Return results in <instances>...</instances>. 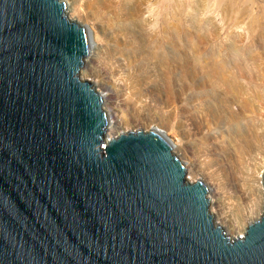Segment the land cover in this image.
Wrapping results in <instances>:
<instances>
[{"label":"water","instance_id":"obj_1","mask_svg":"<svg viewBox=\"0 0 264 264\" xmlns=\"http://www.w3.org/2000/svg\"><path fill=\"white\" fill-rule=\"evenodd\" d=\"M62 0H0V264H264L258 219L230 238L158 131L106 137ZM261 183L264 191V169Z\"/></svg>","mask_w":264,"mask_h":264},{"label":"rangeland","instance_id":"obj_2","mask_svg":"<svg viewBox=\"0 0 264 264\" xmlns=\"http://www.w3.org/2000/svg\"><path fill=\"white\" fill-rule=\"evenodd\" d=\"M78 1L70 0V6ZM177 1L184 26V53L180 71L170 55L167 70L151 68L150 80L144 83L145 75L139 74L137 66L129 68L118 60L121 69L115 70L111 76L116 78L130 73L138 80L142 78L140 83L144 86L136 85L141 92L136 90L127 103V100L124 103L127 87L119 86L116 96H119L118 105L123 104L119 105L121 109L117 107L121 110V123L113 130L109 129L111 132L107 129V132L110 137H115L127 131H161L173 144V152L184 162L186 173L201 167L197 177L189 174L191 178L188 181L201 180L215 188L222 179L221 176L215 178L218 166L223 164L222 169L231 166L226 161L228 157H233L234 161L238 157L243 160L256 185L259 201L253 203L244 199L246 195L240 194L231 174L224 192L217 193L227 205V211L236 217L238 226L233 233L227 229V225L222 226L230 238H235L244 233L248 223L259 218L264 201L261 183L264 169V0ZM177 1L170 0V6ZM84 16L90 17L88 13ZM87 17L80 22L90 25ZM239 54L250 59L240 73L242 76L237 77L238 84H233V89L228 90L214 78L212 72L223 67V64L224 67H231L229 60ZM94 77L82 80L86 79L94 85L100 83V77ZM95 89L98 90L97 85ZM120 96L124 97L123 100ZM226 144L227 151L222 152ZM208 156L210 159H206ZM214 158L218 159L219 164L208 166ZM237 200H241V206ZM209 209L215 216L218 210L216 205L209 206ZM236 212L242 214L237 215Z\"/></svg>","mask_w":264,"mask_h":264},{"label":"bare ground","instance_id":"obj_3","mask_svg":"<svg viewBox=\"0 0 264 264\" xmlns=\"http://www.w3.org/2000/svg\"><path fill=\"white\" fill-rule=\"evenodd\" d=\"M62 1L66 3L65 14L67 18L71 21H76L77 23L84 25L87 29L90 41V50L85 59L84 66L79 71V74L81 79L88 78L89 80L90 77H100V83H95V85L98 87L97 91L103 94V108L109 115L108 130H113L114 127L119 126L121 123L120 106L122 102L119 104L120 106L117 103V97L119 98V96H116L117 89L120 85H126L127 91L124 94L125 98H122L125 99L124 103L126 100L127 103L135 95V92L138 91L136 89V85L139 87L142 85L140 83L142 78H139L138 80L135 78L137 76L130 73H127L128 75L125 74L124 76L120 75L121 77L117 76L118 78L116 76V78L111 76L115 70L118 68L121 69L118 60L123 61V65H126L129 68L137 66V68H139V74H143V76L145 75L143 79L144 83L149 82L148 79L150 80L151 68L156 69L162 67L164 70H167V66L170 63V55H172L174 63L180 71L184 53V39L182 34L184 26L182 22L180 4L177 0H175L177 2L171 6L169 2L170 0H80L77 3L74 2L75 4L73 3V5L70 6V0ZM86 13L90 15V17L86 16L91 23L90 25H88V23L86 24L80 22V20H86V17L84 16ZM249 59L250 58L244 54L236 55L232 60H229V62L231 61V67H224L223 64V67H220L218 70L215 69L216 71H213L212 74L215 79L226 87V89H233V84H238L236 82L237 77L238 75L242 76L240 73L245 70V64L249 61ZM143 86L144 85H142V87ZM138 95L140 96V94ZM140 101L142 100L140 99ZM130 105H132L131 102ZM142 105L145 106L144 104ZM154 131H158L163 134L157 129H154ZM163 136L165 135L163 134ZM106 137H110L109 132H107ZM227 142L228 139H226V143ZM173 148L174 146L172 144V151H174ZM223 151H227V144L222 147V152ZM201 152H203V150ZM208 158L209 156L206 157V159ZM228 158H226V161H229V165L231 166L227 168L223 167V169V164L218 166L216 173L217 176L215 178L217 179V177L220 178L221 176L222 179L219 183L216 182L218 183L216 188L211 185L206 186L210 189L208 191L210 206L216 205L218 208L217 213L213 216L214 222L216 224L218 222V225L221 227L227 225V229L233 233L238 226H236V217L227 211V205L225 206L221 198L217 196V193H221V191L228 186V176L231 174V176L235 178L238 185L236 187L240 194L244 193L246 195L244 199L254 203L258 202L260 197L257 192V188L255 187L256 185L254 180L252 179L243 160H240L239 157L237 158L238 161H234L233 157ZM207 161L206 163H208ZM218 164V159L214 158L210 160L208 166L211 167L212 165ZM200 168H197L194 172L187 170L188 173H186V179L190 180L191 177L189 174L197 177V174L201 171ZM240 199H242V197ZM240 201L239 205L241 204ZM238 213L239 215L242 214L240 212ZM238 213L236 212L237 215ZM238 233H235V235Z\"/></svg>","mask_w":264,"mask_h":264}]
</instances>
